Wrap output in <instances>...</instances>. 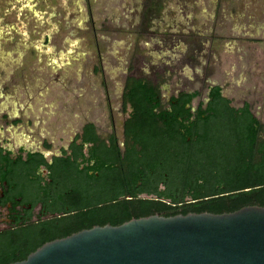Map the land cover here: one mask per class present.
<instances>
[{
	"label": "rangeland",
	"instance_id": "obj_1",
	"mask_svg": "<svg viewBox=\"0 0 264 264\" xmlns=\"http://www.w3.org/2000/svg\"><path fill=\"white\" fill-rule=\"evenodd\" d=\"M128 76L216 84L264 136V0H0V138L38 146L49 123L122 135ZM17 116L2 131L3 116ZM100 129V128H99ZM60 136V133H56Z\"/></svg>",
	"mask_w": 264,
	"mask_h": 264
},
{
	"label": "trees",
	"instance_id": "obj_2",
	"mask_svg": "<svg viewBox=\"0 0 264 264\" xmlns=\"http://www.w3.org/2000/svg\"><path fill=\"white\" fill-rule=\"evenodd\" d=\"M125 84L124 105L129 103L132 108L124 125L129 143L127 161L123 170L116 168L115 172L105 173L108 185L116 190V201L95 209L85 204L71 208L70 213L64 212L66 215L55 221L0 232V264L22 261L46 242L94 226H115L150 215L222 214L246 206L264 207V142H257L258 129L254 126L257 121L248 105L232 107L231 101L222 96L221 88L213 87L207 119L198 129L200 134L196 137L190 134L187 141L173 129L164 130L158 125L160 115L154 112L158 100L150 80L128 76ZM38 162L44 163L41 158ZM148 171L154 172L159 180L162 172L167 173L175 182L178 198L165 203L137 198V193L146 191L150 183ZM139 181L138 191L122 192L126 184L135 187ZM157 187L147 192L159 196L172 194L157 193ZM19 188L17 193L24 202L44 204L45 191L37 182L24 176ZM169 190L172 192L173 187ZM60 211L64 210L54 209Z\"/></svg>",
	"mask_w": 264,
	"mask_h": 264
},
{
	"label": "flooded vegetation",
	"instance_id": "obj_3",
	"mask_svg": "<svg viewBox=\"0 0 264 264\" xmlns=\"http://www.w3.org/2000/svg\"><path fill=\"white\" fill-rule=\"evenodd\" d=\"M189 86L190 88L170 89L164 84L151 82L158 100L157 107L154 109V112L160 115L158 125L164 130L173 129L187 141L190 140V134L194 137L200 134L198 129L205 123L211 103L210 91L219 85L206 86L195 83ZM219 87L222 94V87ZM125 88L124 82L119 100L121 112H126L122 123L121 139L116 134V120L109 98H107L108 114L106 116L109 123L108 130L98 126L94 121H87L76 130L69 131L70 137L63 142L68 126L49 123L46 140L40 142L38 146L26 147L21 144L10 146L7 138H0V232L12 231L28 224L55 221L66 213H70L71 208L85 204L88 208L95 209L116 201V190L108 185L105 173L115 172L116 168L123 170L127 161L126 153L129 143L124 134V125L132 108L129 103L124 105ZM187 96H191L189 101L181 100L180 102V97ZM153 104L156 102L154 101ZM245 105H248L252 118L257 121L254 126L258 129L257 142L260 144L264 142V136L261 134L262 124L253 113L250 103L243 102L239 108ZM200 110L205 113L200 114ZM181 112L184 113L183 116H180ZM198 116L199 120H197ZM2 118L4 125L1 129L5 132L7 127L15 124L18 117L5 114ZM57 132L60 136L56 134ZM85 139H89L90 142L86 143ZM117 151H119L118 157ZM40 158L44 163L38 162ZM102 172L104 173L101 174ZM24 176L43 188L44 204L36 202L33 205L30 202H24L21 195L17 193ZM147 176L150 183L146 186V191L137 193V198L158 203L170 202L178 198L175 182H172V178H169L167 173H161V180L154 172L148 171ZM156 185L157 193L172 194L159 196L156 193L147 192ZM140 186V181L135 187L126 184L122 192L127 194L138 191ZM171 186L172 192L169 190ZM56 208L64 211L54 212Z\"/></svg>",
	"mask_w": 264,
	"mask_h": 264
},
{
	"label": "water",
	"instance_id": "obj_4",
	"mask_svg": "<svg viewBox=\"0 0 264 264\" xmlns=\"http://www.w3.org/2000/svg\"><path fill=\"white\" fill-rule=\"evenodd\" d=\"M11 264H264V207L94 226Z\"/></svg>",
	"mask_w": 264,
	"mask_h": 264
}]
</instances>
